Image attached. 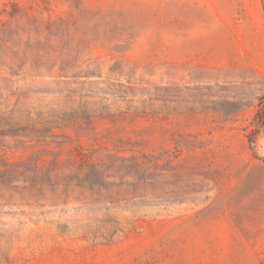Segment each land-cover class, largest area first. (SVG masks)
<instances>
[{
  "label": "rangeland",
  "instance_id": "rangeland-1",
  "mask_svg": "<svg viewBox=\"0 0 264 264\" xmlns=\"http://www.w3.org/2000/svg\"><path fill=\"white\" fill-rule=\"evenodd\" d=\"M262 98L264 0H0V264H264Z\"/></svg>",
  "mask_w": 264,
  "mask_h": 264
},
{
  "label": "trees",
  "instance_id": "trees-1",
  "mask_svg": "<svg viewBox=\"0 0 264 264\" xmlns=\"http://www.w3.org/2000/svg\"><path fill=\"white\" fill-rule=\"evenodd\" d=\"M260 100L261 101L258 103L257 109L253 116V122L257 129L264 127V99L262 98Z\"/></svg>",
  "mask_w": 264,
  "mask_h": 264
}]
</instances>
